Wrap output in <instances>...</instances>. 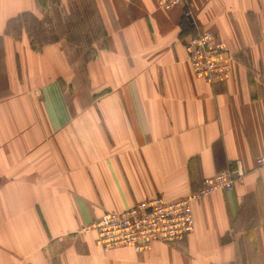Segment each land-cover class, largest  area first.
I'll use <instances>...</instances> for the list:
<instances>
[{
	"label": "crops",
	"instance_id": "obj_1",
	"mask_svg": "<svg viewBox=\"0 0 264 264\" xmlns=\"http://www.w3.org/2000/svg\"><path fill=\"white\" fill-rule=\"evenodd\" d=\"M91 59L65 38L36 48L9 23L37 0H0V264H264V0H92ZM210 31L233 57L224 83L196 78L185 45ZM193 205L174 244L104 251L92 225L161 196Z\"/></svg>",
	"mask_w": 264,
	"mask_h": 264
},
{
	"label": "built area",
	"instance_id": "obj_2",
	"mask_svg": "<svg viewBox=\"0 0 264 264\" xmlns=\"http://www.w3.org/2000/svg\"><path fill=\"white\" fill-rule=\"evenodd\" d=\"M190 0H157L161 9L169 11L187 6ZM185 50L196 78L208 84L224 83L229 76L233 57L224 41L210 31H200L188 38ZM264 166V155L256 159ZM240 168L205 179L203 188L176 202L156 196L141 201L123 212L105 213L93 225L97 244L104 251L131 247L138 254L146 253L156 243L174 244L186 240L195 229L193 205L216 192H228L241 182Z\"/></svg>",
	"mask_w": 264,
	"mask_h": 264
},
{
	"label": "rangeland",
	"instance_id": "obj_3",
	"mask_svg": "<svg viewBox=\"0 0 264 264\" xmlns=\"http://www.w3.org/2000/svg\"><path fill=\"white\" fill-rule=\"evenodd\" d=\"M39 12L27 13L9 23V33L26 32L36 48L65 37L87 59L95 55L94 38L102 34L92 0H37ZM188 6V5H187Z\"/></svg>",
	"mask_w": 264,
	"mask_h": 264
}]
</instances>
